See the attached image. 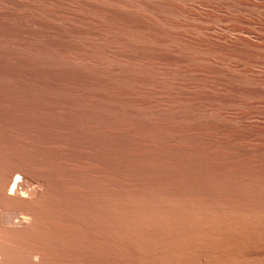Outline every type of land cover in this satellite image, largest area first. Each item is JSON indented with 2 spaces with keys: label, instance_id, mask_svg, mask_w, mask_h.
<instances>
[{
  "label": "rangeland",
  "instance_id": "obj_1",
  "mask_svg": "<svg viewBox=\"0 0 264 264\" xmlns=\"http://www.w3.org/2000/svg\"><path fill=\"white\" fill-rule=\"evenodd\" d=\"M186 2H187V4H185ZM204 2H206V3L208 2L209 5L210 4L212 5V7H210V8H209V6L206 7L205 5H208V3L206 4ZM91 3L92 4L95 3V4L92 5ZM121 3H124L125 5L124 4L122 5ZM176 3L179 6H180V4L182 6L181 9H177L178 7L176 4V14L172 13L170 7H167V9L165 8L164 11H161L163 16L165 14V17L159 18L157 15L156 19L158 21L162 22L163 24H165L167 26V29H169V30H170V28L173 27L171 30L172 31L175 30L177 34H181L182 31H183V33H184V31H186L184 33V35L187 34V36L191 37L194 34L193 36H195V38H197V37H200V38L203 37V39H209L210 38V39H214L220 43H225V44L228 40L232 41V37H233V39H238L239 35H243L242 37L245 36L246 38L248 36L251 40L258 41L257 39L254 38V37H256L255 34H248L247 30H243V29H242L243 31L240 32L236 28H232L230 26L233 24H236V25L238 24L242 27L243 26L247 27V23H244V19H242V18H244V17L248 18L247 15L250 12H252V7H249V5L239 4L238 2H236V0H211V1L210 0H176ZM189 4H191V5H189ZM192 4H194V6H196V7H194ZM131 5H132V7H131ZM187 5H189V6H187ZM93 6L95 8H93ZM127 6L129 8H127ZM214 6H216L218 9H215ZM186 7H188L187 8L188 10L185 9ZM192 7L194 9H192ZM85 8L86 9L88 8V9L86 10ZM96 8H97V11L99 10L98 12L95 10ZM106 8L108 11L110 10L109 12L107 11L108 14H105ZM210 9H211V11H210ZM222 9H223V11L220 12ZM112 10L123 11V12H125V15H127V17L131 15L132 18L131 17H128V18H131V19L134 18L135 21L137 19L138 22L136 21L135 24L132 25L131 27H130V25H128L126 23L118 22L115 20V16H112V14L110 13ZM195 10H197V12H199L200 16L201 15L203 16V18L201 17L202 19H204V18H208V19H206V21H205V19L201 20V18H198L197 17L198 13H194V12H196ZM207 10H209V11H207ZM217 10H219V11H217ZM255 10H254L255 13H258L259 11H261V10H257V9H255ZM86 11H88V12H86ZM143 11L146 13L145 4H144L143 0H0V14H1L0 15V96L3 95L1 93H4L7 97L13 96L14 98H17L18 101L22 100L18 103V105L21 104L22 106L19 105V107H14V108L11 107V110L14 111L16 114H21V115L25 114L26 116L30 115L31 117L34 118V121L31 123L24 121V119L19 118L16 120L17 125L16 124L15 125L21 129H23V128H33V129L36 128L37 129L38 127H40V128L46 129L48 131L47 133H48L49 143L51 145V172L50 173H51L52 181L54 180L52 182V184L54 187H56V189H58L60 186H63L64 183L68 184L69 182L70 183L74 182V180L78 179L80 175H81L80 178H82V175L83 176L84 175L85 176H88V175H96V176L102 175L103 176V174L111 175V176L114 175V177H117V176L118 177H122V176L123 177H129V176H131V178H133V177L134 178H136V177L137 178L148 177L146 187H141V188L137 187V189L139 190V193H135L131 197L127 196V198L132 199V200H136L138 202V204L141 206L143 205V206H146L148 208H151L152 209V217H153V219H155V218H158V214H159L161 207H166L167 209H170L172 207V205H176V202L175 203L174 202L167 203V202L159 201L158 196L160 195L163 198H169V197H175L176 198V181H180V177H181V179L185 178L186 180L189 179L190 177H196L197 180H199V179H201V180L205 179L206 180L207 179V181H208V179H209V181H214V182L217 181L214 178L218 177L217 178V179H219L218 181H220V182L222 181V183H224L223 181H226L228 183L227 184L225 182L229 186V187L228 186H226V187H228L229 189L225 187V184L223 185V187H225L224 189H227V190H224L223 187H222V189H223L222 190L221 186L220 187H218V186L215 187L213 185L202 186L201 184L199 186V184H198V187L200 188L199 189L197 187L198 191L201 192L204 190H211V191H214V193L218 192V194H220V192L218 190H220L221 193L222 192L226 193L225 191L229 192L230 188H231V190H233L235 187V189L233 191H235L237 189L235 192H237V191H239V193L242 192L240 194L249 193L246 195H253V196L256 195V197L260 194L261 196L260 197L258 196L256 199H257L258 204L264 206V197L262 196V195H264V185H263L264 184V175H263L264 174V169H263L264 168V165H263L264 158L262 157V155L264 156V151L260 152V153L255 152L254 153L255 156H254V154H252L253 151H251L250 152L251 154H250L249 151H247V153H246V151H243V150L240 151L239 148L235 149V147L238 145L237 141H236V135H237L238 129L243 130L244 125L247 122H248L247 127L245 125V130H243V131H244V133L246 132V133L251 134L252 140H256L257 139L256 137H261V136L263 137L264 136V133H263V131H264L263 130L264 129V101H263L264 100V84H263L264 83V47H256V46H252V45L248 46L252 51H254V55L249 57L248 59H237L236 57L229 56L224 51H218V50L213 51V50H209V49H205V48H204V50H205L204 51L203 48L198 47V46H194V43H192L193 41L191 42L190 39H188L184 35L182 36V34H181V36L179 35L178 38L176 37L174 39H173V37H175V36L168 35L169 37H168V42L166 43V45L172 46V47L169 46L170 47L169 49L175 48L176 51L173 52L172 54L176 55V58H177L176 62L177 63L171 64V65L168 64L167 66H165V69H163L162 71L160 70V74L163 75L164 73L169 72L170 73L169 75L164 74L162 76L159 74L160 76H157V77H155L153 75L150 76L149 73L147 72V70L145 71V69H143V67H142L143 65H137L138 68H136L137 66L134 65L137 63L141 64V62H140V61H142L141 57L143 56V54L145 52V45H146L145 39L147 36L145 34L147 33L146 32L147 30L143 27V23H142V21H143L142 20V18H143L142 12ZM203 11H205V12H203ZM227 11H228L227 14L235 15L237 19L239 17V19H242V20L241 21L237 20V19H230L229 20V18L226 19L224 16L220 17V16L216 15V13H218V14H222V15L226 16ZM134 12L137 14H135ZM185 12L186 13L190 12V13L185 14ZM204 13L205 14L207 13V14L205 15ZM211 13L214 15V17L211 16ZM59 14L66 16V17L65 18L62 17L63 19L58 18V17H60ZM190 14H193V15L195 14L196 16L193 17V15L190 16ZM169 15L171 18L169 17ZM27 16H29V17H27ZM167 17H169V18H167ZM32 18H34L35 20L34 19L32 20ZM164 18L168 21L164 20ZM180 18L183 19L182 22H181ZM219 18H223V19L220 20ZM169 19H171L172 22H174L173 20L176 19L178 21V23H182V24L179 25L177 23V21L175 20L176 25H179V26H176V25L172 26L173 24L170 23ZM211 19H213V20H211ZM224 19L226 21H223ZM44 21H46V23H48V24L50 23L51 25L53 23H55L59 27L57 25H56L57 27L52 25L51 26L52 29H51L49 27L50 25H48V24L46 25V23H44ZM103 21H104V23H103ZM51 22H53V23H51ZM183 22L185 24L187 23L186 24L187 27H186V25L182 26V25H184ZM120 24H122V25L120 26ZM123 24H126L125 25L126 27L124 26V28H122ZM167 24H169V25H167ZM193 24H195V25H193ZM196 25H198V26H196ZM107 26H108V28H107ZM127 26H128V29H126ZM199 26H202V27H199ZM209 26L212 27V29L208 28ZM54 27H56L57 29ZM63 27H65V28H63ZM77 27H79V28H77ZM91 27L93 29H95V31ZM179 27L182 29H179ZM213 27H215L217 29H215V28L213 29ZM88 28H90V29H88ZM250 28H255V26H250ZM83 29H88V30H83ZM91 29H92V31L90 32ZM236 30H237V32H236ZM93 31L96 32L97 34L96 33L94 34ZM179 31H181V32H179ZM245 31H246V33H245ZM127 32H129V33H127ZM257 32L264 34V32L259 31V30H257ZM55 33H57V34H55ZM207 33H210V35L208 34L209 35L208 36ZM78 34H80V35H78ZM212 34H213V36H212ZM221 34L222 35L226 34L225 40L221 39V38H224V36H225L224 35L222 37ZM217 35H218V37L219 36H221V37L217 38ZM87 36H89L88 38L90 40L87 38ZM90 36H91V38H90ZM94 36H95V39L97 38V41L102 42V44H106V45H101V43L99 44V42L94 40ZM109 36L111 39L109 38ZM193 36L191 38H193ZM227 36H230V37H227ZM182 38H185V40L183 41ZM187 39H188V41L190 40L189 43H188V41L185 42ZM93 40L95 42H93ZM170 40H171V42H170ZM229 41L227 42V44L230 45L232 42L230 43ZM239 41L241 42V40H239ZM72 42L74 44H72ZM88 43H89V45H88ZM90 43L92 45L93 44L94 45L92 46ZM132 43H134V44L136 43V44L134 45ZM123 44H124L123 47H125L128 50L131 49L132 51L131 50H130L131 52L126 51L127 52V53L125 52L126 57H122L121 59H124L127 61L121 60V61H123V62H121L119 60L121 62V64H120V62L118 64L121 65V67L128 66L127 67L128 70H132V71H130V74H129V71L127 70L126 67H123L124 69L123 68L117 69V67H119V65L116 63L118 60L114 59L116 57V55L110 51V50H113V49H111V47L108 48L109 45L110 46L111 45L120 46ZM85 46L87 49H85ZM98 46L100 48H98ZM94 47H97V48L95 49ZM183 47L185 49H182ZM88 48H89V50H90V48L93 50L89 51ZM176 48H179V50H177ZM99 49H103V50H99ZM96 50L101 51V52H98ZM106 51H108V52L106 53ZM133 52H134V54H130ZM97 55H99V56H97ZM103 55H105V56H103ZM226 55H228V56H226ZM70 57H72L73 59ZM194 57H197L198 59H195ZM203 57H206V58H203ZM209 57H210V60L208 61ZM78 58L81 60H77ZM202 58L203 59L208 58V59L203 60ZM118 59H119V57H118ZM211 59H213L214 61H211ZM93 60H94V62H93ZM95 61L96 62L100 61V63L99 62L96 63ZM101 61L103 62L104 66L106 64L109 68L106 66H105L106 67L105 68L102 65ZM110 61L111 62L116 61L115 64L113 63L114 65L117 66V67H114L115 71L112 69V67L114 65L113 64L111 65ZM255 61L257 63H255ZM261 61L263 63H258ZM91 62L93 64L96 63L95 64L96 66H98L97 64H100V66H102V67L98 66V67H100V68H98L95 65L91 66V65H93ZM126 62H129V64H127ZM131 62H134V64L132 63V67L133 66H136V67L130 68L129 66H130ZM187 62L188 63L191 62L192 63V64L190 63L191 67H192V65H194L193 66L194 69H196L198 66L200 68H203L205 71L208 70V73L205 71H200L202 69L197 68V69H199V71L198 70L197 71L192 70L193 72L192 71L190 72L193 75L196 74L195 77L192 75L193 77H191L189 79L188 77H190V75H191L190 73H188V77H185V76H187V74L178 73V71L176 70V67H177L176 64L179 65V64L183 63L184 64V65L182 64L183 66H185V65L189 66V64ZM195 62H196V64H195ZM215 62H217V63H215ZM220 62L222 65L218 64ZM232 62H235V63H232ZM228 64L233 65V67H230ZM172 65H174L175 67ZM182 65H179L177 67V69H179L180 66H182ZM234 65H236L235 66L236 68H234ZM110 66H112V67L110 68ZM168 66H170V67H168ZM247 66H250L252 68L253 72L249 71L247 73L245 71H242V69L244 70ZM239 67H241V68H239ZM169 68L173 69V71L170 70ZM221 68L228 69L231 73H233L237 77H234V76H231V75L225 73L224 71H222ZM102 69H103V71H101ZM137 69H139V70H137ZM239 70H241V71H239ZM195 71H196V73H195ZM256 71H259V72H256ZM200 72H202V73L200 74ZM126 73H128V74H126ZM211 73H213V74L211 75ZM171 74H173L174 76ZM205 74H208V76L211 75V77L213 76V78H211V77L209 78ZM177 75L179 77L180 76L183 77L182 78L183 82L184 81H186V82L192 81L193 83L196 82V85H195V83L193 85L192 82H191L192 83V85H191V83L189 82V84L191 86H189L188 84H187L188 86H186V87L184 86L185 90H188L186 92H188L191 97L193 95H196L195 93H197V94L199 93L198 91H199V89H201L200 87H204L206 89V91H204L205 89L202 88L203 93H205L204 96H203V94H200L198 99L197 98L195 99L193 97L190 100L187 99L188 100L187 101V100H183V99H176V98H174L175 95L173 96V94H170V93L167 94L166 93L165 103L166 102L169 103V106H170L168 109L169 111L168 110H166L167 112L166 111H163V112L160 111V113L158 112L156 114H153L151 111L146 109L145 104L144 105L142 104V103H144V100L146 97L144 95V93L142 92V90H143L142 86H145V81L147 80V77H150L151 80L153 79L152 81L156 80L158 82L160 80L157 78L161 79V77H162V79H163L162 81H164V83H165V81L171 76L172 83L170 82V84H173L174 82L177 81L176 82L177 84L174 83L175 84V86H174L175 90L185 91L184 88L182 89V86H180L178 84V82H182V80H181V78H178ZM138 76H140V77L138 78ZM144 76H146V77H144ZM167 76H168V78H167ZM199 76H204V77H201L199 79ZM218 76L220 77L219 80L216 79ZM117 78H118V80L114 81V79L116 80ZM124 78H125V80H124ZM165 78H167V79H165ZM194 78L196 80H194ZM221 78H224V79H221ZM253 78H259V82H261V83H259V87L261 89L256 91V92H252L253 94L250 95L249 92L245 93L242 90L245 88H249V87L253 86V83H254L252 81ZM119 79H122L124 82H121L122 80L119 81ZM170 79H168V80H170ZM174 79H176V80H174ZM184 79H187V80H184ZM168 80H167V82L169 83ZM206 80L207 81L210 80L209 82H207L208 85H210V86L207 85ZM225 80H227V81H225ZM118 81L121 82V84ZM216 81L218 83H215ZM115 82H117V83H115ZM133 82H137L138 85H140V87L136 83H135L136 85H134ZM167 82L165 84H168ZM186 82H184V83H186ZM198 82L199 83L201 82V86H200V84H197ZM211 82H213V83H211ZM224 83L226 85H229V87H227L226 85H223V86L221 85ZM203 84H204V86H203ZM216 84H217V86H219V87H217L219 89H217L215 87ZM176 85L178 88L176 87ZM114 87H115V90L113 89ZM116 87L117 88L123 87V89L117 90ZM190 87H194L195 89L199 88V89L194 91L195 89L192 88L193 91L195 92L194 93L193 91H191L192 89H190ZM211 87L216 88V91L214 88H211ZM231 87H234V89L236 91H238V93H236V95L237 94H238L237 96L240 95L239 97L241 98V102L228 101V102H225V105H224L223 102L219 101V99H218L219 94L220 93L225 94L226 91L230 92V94H232L233 91H232ZM136 88L139 91L141 90L140 94L137 93L139 95H137L135 93ZM210 88H211V90L212 89L213 90L211 91ZM225 88H227L228 90ZM125 91H127V92H125ZM189 91H191V92H189ZM213 91L217 95L215 93L212 94ZM192 92L194 94H192ZM209 92H211V94ZM78 93H79V95H78ZM141 93L144 96V97L142 96L143 98H141V95H142ZM5 95H3V96H5ZM206 95H207V97H205ZM244 95H245V97H244ZM172 97L174 100L172 99ZM41 98H43V99H41ZM46 98H47V100H46ZM51 98H53V99H51ZM168 99H169V101H166ZM175 100L176 101L179 100V101L176 102ZM137 101H139V102L141 101L140 104L142 106L141 105L139 106V104H138L139 102H137ZM197 101H199L200 106H197L198 104L196 105V103H198ZM201 101H202V103H201ZM217 101H219V102H217ZM40 102L41 103L43 102L44 104L42 103V105H41ZM170 102L174 103V106H175V104L180 105V103H182L183 105L185 104V106H183L182 104H181L182 106L177 105L178 109H176L175 108L176 106L174 107L173 104H171ZM257 102L260 104H258ZM37 103H39L38 104L39 107L36 106ZM136 103H137V105H136ZM188 103L190 106H192L191 104L193 103L194 108H193V106H192V108L188 107L189 106ZM226 103H228V104L230 103V104L228 105ZM252 103H254V104H252ZM28 104H29V106L27 107L26 105H28ZM203 105H205L207 107H205V106L203 107ZM23 106H26V107L23 108ZM47 106H48V108H47ZM211 107L214 108L215 110L217 109L218 111L212 110ZM232 107H234L233 109H235V110H233ZM144 108H145V110H144ZM172 108H175V110ZM190 108H191V111H190ZM210 108L212 111H210V113H209L208 110H210ZM37 109H39V110H37ZM47 109H49V111H47ZM228 109H230V110L232 109L233 111L231 110L229 112ZM172 110H173V112H172ZM184 110H187L188 113H191V116H190V114H187V112ZM204 111L206 112V114ZM234 111L236 113L238 111V113H237L238 115L240 112V117L242 118V121H240L241 118L239 116H238L239 118L236 117L237 115L234 114ZM243 111H244V113H243ZM246 111H247V113H246ZM217 112H219L221 115H223L226 112H229V113L233 112L234 116L239 119V120L237 119V121L241 122V123L234 121V119H236V118H233L232 122H234V123L231 125L233 126L235 124L234 125L235 128H234V126L232 128L231 125H229V124L228 125L226 124V125L231 127V128H229L227 126L225 127L223 122L226 121L224 119H226V117L228 118L229 113L224 114V117L221 118V115L218 114ZM151 113H152V115H151ZM183 113H185L187 115V117ZM195 113H199V114L204 113L203 116L205 118H206V116L207 117L215 116L214 113H217L216 116L212 117V118H216V120L218 122V118L220 117L221 119L219 120V122H220L219 124H221V126L220 125H218V126L214 125V124H218V123L213 122L216 120H214V119L212 120L211 118H209L210 120L208 118H206V120H205V118L203 117V119L205 121L204 122V121L200 120V118H199V117H201V119H202V114L200 116L198 114V118H197V115H195ZM207 113H209V114H207ZM211 113H213L212 116H211ZM175 114L177 115V118H176ZM178 114L181 115V117ZM192 114H194V117H192L193 116ZM246 114L247 115L249 114L248 119L246 118L247 117ZM225 115H227V116L225 117ZM232 115L230 114L231 117H229V118L232 119V117H234ZM244 115H246V116L242 117ZM37 116H40V117L38 118ZM185 117H186V119L188 117L189 118L186 120V119H184ZM243 118H246L245 119L246 121H243ZM182 119H184V120H182ZM231 119H229V120L231 121ZM198 120H199V122H198ZM229 120L226 123H231ZM190 122H192L191 125L189 124ZM235 122H237V124ZM26 123H28V124H26ZM193 123H195V124H193ZM222 123H223V126H222ZM249 123H252V126ZM18 124H20V125H18ZM64 124H65V126H64ZM203 124H206V125H203ZM209 124L215 128L217 126V127H219V129H215V128L213 129L212 126H211V128L210 127L207 128V125H209ZM254 124H256V125H254ZM32 125H34L35 127ZM257 125L261 126V127L263 126V128H262L263 131L259 130L261 128L260 127L259 129H257L258 130V133H257V130H256L257 127H255ZM253 126L255 128H253ZM241 127H243V128H241ZM184 129L186 131H184ZM195 129L197 130V132L194 131ZM246 129H247V131H246ZM251 129H253V130H251ZM51 130H53V131H51ZM254 130L259 135H257ZM210 131L215 132V134L217 133L216 135L218 137H216V135L214 137L215 140L216 139L218 140V141L216 140L217 142L215 140H213V137H211V135L213 133H211V135H209V138L211 137V140L207 139L208 136H207V138H206V136L202 137V134L208 135ZM252 131H254V132H252ZM207 132H208V134H204ZM227 132L230 134H228ZM261 132L263 134H261ZM188 133H190V135ZM195 133L196 134L202 133V134L199 135V137H198V135H196ZM223 133L226 134V135L224 134V137L221 136V134H223ZM232 133L233 134L235 133L236 135H233ZM253 133H255V134H253ZM218 134L221 136V138L223 137L222 140H219L220 136ZM228 135H229V137H228ZM212 136H214V134ZM225 136H226V138L231 139V140H227L225 138ZM201 137L203 139H200ZM204 140H206V141L210 140L211 143L214 141L215 142L213 144H210V142H208V141L205 142ZM223 140L226 141L227 144H226V142H223ZM218 142H219V144H218ZM232 142H234V144H235L233 149L230 148L231 145L233 146ZM255 142L257 143V140L252 141L253 144H256ZM220 144H222V145H220ZM229 144H230V146H228ZM223 145L226 146V147L225 146L224 147L227 150L223 147ZM175 146H176V148H175ZM63 147H64V149H63ZM206 148H208L210 150L207 149L208 150V152H207ZM214 148L215 149L217 148V149L215 150ZM220 148H224V149L221 150ZM211 149H214V150H211ZM218 149L220 150L221 154L225 150H226L225 154L229 150H231L230 152H232V154H233V151L235 150L234 154L235 153L236 154L232 155L230 153L229 154L230 156L228 154L224 156V153H223L221 156L219 154L220 152ZM79 151L80 152L82 151V152L80 153ZM214 151L217 154L216 153L213 154ZM209 152L212 154H207ZM243 152H245V153H243ZM87 153H89V154H87ZM258 154H260V155H258ZM244 155H246V156L243 157ZM256 155H258V156H256ZM94 157H95V159H94ZM206 157L207 158L212 157V159L215 157H220V158L214 159V161L216 160L215 163H218L216 165L212 159L208 158L209 160H212L209 162ZM241 157H243V158L241 159ZM247 157L249 158V160L247 161V164H245V162H246L245 160L248 159ZM255 157H257V158H255ZM258 157H260V159L262 158V160L260 161V159ZM236 158H240L239 161L243 162V164H240V162L237 161L238 159H236ZM227 159L232 160L233 161V162L231 161L232 163H234L236 161L239 162V164H236V163L232 164L231 167H234L237 170L238 169H242V170L234 173L233 168H231L229 166L231 164V162L228 163ZM254 159H256V160L258 159L262 164H260V162H257L256 160L255 161L257 163L253 162ZM250 160L252 161V163H256L257 165L251 164L252 165L251 166L250 164H248V163H251ZM61 161L64 163H62ZM217 161H219L220 164H222V163L223 164L219 165V162H217ZM212 162L214 163L213 165H216V166L211 165ZM234 165H236V166H234ZM237 165L239 168H237ZM258 165H260V168L259 167L257 168ZM74 167H76L77 169ZM198 167H199V170H198ZM100 169H102V170H100ZM230 169H232L233 173L228 172V171H231ZM246 172L248 175L246 174ZM252 172H255V173L253 174ZM256 172H259V173H256ZM249 173H252V175ZM237 174H239V175H237ZM75 176H78V177H75ZM184 176H186V177L189 176V178H186ZM161 177H162V179H161ZM241 178L243 180L247 179V182H246V180H244L245 182L243 183ZM220 179H222V180H220ZM250 179L252 181V184H251V182L249 183ZM197 180L195 182L200 183ZM235 180L238 181L237 183H239V181L242 182V184L239 183V185H241V186L243 184L247 183L244 186H246L248 188L245 189V187H244V190H242L243 188L239 187V189H238L237 187L239 185L237 183H235L236 182ZM57 181H58V183L60 182V184L56 183ZM187 181H189V180H187ZM192 181L190 179V182H192ZM189 183H187V186H186V184L183 185V186H185L184 187L185 189L183 188V186H180V187L178 186L179 188H177V189L180 191H183V192H187V191L198 192L196 190L197 183L195 184V188H193L194 187V181L192 183H190L192 185H190ZM229 183L230 184L235 183L238 186L230 185ZM188 186L192 187V188L190 189ZM249 188H252V189L250 190ZM165 190H167V192H165ZM140 191H142V193H144V194L146 193L147 196L140 193ZM229 194H233V192L230 191ZM226 195H227V193H226Z\"/></svg>",
  "mask_w": 264,
  "mask_h": 264
},
{
  "label": "bare ground",
  "instance_id": "obj_2",
  "mask_svg": "<svg viewBox=\"0 0 264 264\" xmlns=\"http://www.w3.org/2000/svg\"><path fill=\"white\" fill-rule=\"evenodd\" d=\"M143 1L145 4L146 13L144 11H143L144 13L142 12V14H143L142 23H143V27L147 30L146 31L147 33L145 34V35H147L146 39H145L146 40L145 41V43H146L145 52H144L143 56L141 57V59H142V61H140L141 64L140 63L134 64V62H131L129 67L133 68V67H136L137 65H143L142 66L143 69H145V71L147 70V72L149 73L150 76L153 75V76L157 77V76L162 75V74H160V70L162 71L163 69H165V66H167L168 64L171 65V64L177 63L176 62V60H177L176 55L172 54L173 52L176 51L175 48L169 49L172 46L169 45L170 46L169 47L166 45V43L168 42V37H169L168 35L175 36V37H173V39H174L176 37L178 38L179 35L181 36V34L183 36L186 31H184V33L182 31L181 34H177L174 29H173L174 31L171 30L173 28L172 26L176 25V21H177L176 19H174V20L172 19L174 22H172L171 19H169L170 23L173 24L172 26L170 25L172 27V28L169 27L170 30L167 29V26L165 24H163L162 22H160L156 19L157 15L159 18L165 17V14L163 16L161 11H164V9L165 8L167 9V7H170L172 13L176 14V4H177L176 0H143ZM236 2H238L239 4L249 5V7H252V12H250L249 14L247 13L248 18H246V17L242 18V19H244V23H247V27H244V26L242 27L238 24L237 25L233 24L230 26L232 28H236L240 32H242L243 30H247L248 34H255L256 37H254V38L257 39L258 41H253L248 36H247V38L244 36L245 37L244 38V37H242L243 35L238 34L239 35L238 39L241 40V42L238 39H233V37H232V41L228 40L230 43L232 42L229 45V44H227L228 41L225 44V43H220L217 40L210 39V38L209 39H203V37L200 38L197 36H196L197 38H195V36H193L194 35L193 33H192L193 38H191L192 36L191 37L187 36V34H185L184 36L187 37L188 39H190L191 42L193 41L192 43H194V46L201 47V48H203V50L205 48V49H209V50H213V51H215V50L224 51L229 56L236 57L237 59H248L249 57L253 56L254 51H252L248 46L252 45V46H256V47H264V34L257 32V30L264 32V0H236ZM204 3H206V2H204ZM93 4H95V3H93ZM121 4L123 5L124 3H121ZM185 4H187V2ZM189 5H191V4H189ZM189 5H187V6H189ZM192 5L194 6V4H192ZM205 6L206 7L209 6V8L212 7L211 4L209 5V3H208V5H205ZM131 7H132V5H131ZM177 7H178L177 9H181L182 6H181V4H180V6L177 4ZM194 7H196V6H194ZM93 8H95V7L93 6ZM127 8H129V7L127 6ZM187 8L188 7H186L185 9H187ZM214 8L218 9L216 6H214ZM192 9H194V8L192 7ZM255 9L261 10V11H259V12L257 11L258 13H255V11H256ZM95 10L97 11V8ZM105 10H106L105 14H108V12L110 11V10L108 11L107 8ZM195 11L196 12H194V13L199 14V12H197V10H195ZM207 11H209V10H207ZM210 11H211V9H210ZM217 11H219V10H217ZM222 11H223V9L220 12H222ZM86 12H88V11H86ZM203 12H205V11H203ZM110 13L112 14V16H115L116 21L121 22V23H126V24L130 25V27L132 25H134L135 22L137 21V19H136V21L134 18H133L134 20L131 19L132 18L131 15L128 16L131 18H128L127 15H125V12H123V11L112 10ZM187 13L189 14L190 12H187ZM187 13L185 12V14H187ZM227 13H228V11L226 12V14ZM135 14H137V13H135ZM198 14H197L198 18H201V17L203 18L202 15L200 16V14L199 15ZM192 15L193 14H190V16H192ZM216 15H218L220 17L224 16L226 19L229 18V20L230 19H237L236 16L232 15V14H227L225 16V15L216 13ZM194 16H196V15L194 14L193 17ZM211 16L214 17V15L212 13H211ZM27 17H29V16H27ZM62 17L65 18L66 16L60 15V17H58V18H62ZM169 17H170V15H169ZM169 17H167V18H169ZM202 18H201V20L205 19V21H206V19H208V18H204V19H202ZM33 19L34 18H32V20ZM219 19L222 20L223 18H219ZM242 19H239V17H238L237 20L241 21ZM164 20H166V19L164 18ZM182 20L183 19H181V22H182ZM211 20H213V19H211ZM166 21H168V20H166ZM223 21H226V20L224 19ZM44 23H46V21H44ZM51 23H53V22H51ZM103 23H104V21H103ZM177 23H178V21H177ZM47 24L48 23H46V25ZM54 24L55 23H53L52 25L53 26L57 25V24H55V25ZM126 24H123L122 28H124V26ZM178 24L181 25L182 23H178ZM186 24L184 23V25H182V26H185ZM48 25H50L49 27L51 28L52 25L50 23ZM121 25L122 24H120V26ZM167 25H169V24H167ZM179 25H176V26H179ZM193 25H195V24H193ZM196 26H198V25H196ZM250 26H255V28H250ZM56 27H54V28H56ZM186 27H187V25H186ZM199 27H202V26H199ZM63 28H65V27H63ZM77 28H79V27H77ZM107 28H108V26H107ZM208 28L212 29V27H210V26ZM214 28L215 27H213V29ZM88 29H90V28H88ZM88 29H83V30H88ZM92 29L90 30V32L92 31ZM126 29H128V26ZM179 29H182V28L179 27ZM215 29H217V28H215ZM93 30L95 31V29H93ZM237 30H236V32H237ZM179 32H181V31H179ZM95 33L96 32H94V34ZM127 33H129V32H127ZM245 33H246V31H245ZM55 34H57V33H55ZM208 34L210 35V33H207V35ZM78 35H80V34H78ZM212 36H213V34H212ZM223 36H224V38H221V39L225 40L226 34H223L222 37ZM88 37L89 36H87V38ZM220 37L221 36L218 37V35H217V38H220ZM227 37H230V36H227ZM90 38H91V36H90ZM109 38H110V36H109ZM182 39H183V41L185 40V38H182ZM188 39L185 42H187ZM94 40L97 41V38L95 39V36H94ZM94 40H93V42H95ZM189 41H188V43H189ZM97 42H99V41H97ZM170 42H171V40H170ZM100 43H101V45H106V44H102V42H99V44ZM72 44H74V43L72 42ZM132 44H134V43H132ZM88 45H89V43H88ZM118 45H111V46L109 45V47H108V48L111 47V49H113L110 51L116 55V57L114 59L118 60L117 62L116 61H114V62L110 61L111 65L113 63L115 64V62L118 64L121 60H124L121 58L126 57L125 52L126 51L128 52L131 50V49L128 50L125 47H123L124 44L120 45V46H118ZM94 48L96 49L97 47H94ZM98 48H100V47L98 46ZM85 49H87L86 46H85ZM176 49L179 50V48H176ZM182 49H185V48L183 47ZM88 50H89V48H88ZM90 50H93V49L90 48ZM99 50H103V49H99ZM96 51H98V50H96ZM108 51H106V53ZM98 52H101V51H98ZM134 52L130 53V54H134ZM228 55H226V56H228ZM97 56H99V55H97ZM103 56H105V55H103ZM118 57H119V59H118ZM210 57H209V59L207 58L208 61L210 60ZM70 58H72V57H70ZM194 58L198 59L197 57H194ZM203 58H206V57H203ZM207 59H203V60H207ZM77 60H81V59L78 58ZM124 61H127V60H124ZM211 61H214V60L211 59ZM93 62H94V60H93ZM98 62L100 63V61H98ZM98 62H96V63H98ZM121 62H123V61H121ZM121 62H120V64H121ZM96 63H94V64L92 63L93 65H91V66H94ZM101 63L104 66L102 61H101ZM126 63L129 64V62H126ZM132 63L136 66L132 67ZM190 63H188L189 66H186V65L183 66L184 65L183 63H182L183 65L179 64V65H182V66H180L179 69H177V67L179 65L176 64V66H177L176 70L178 71V73L187 74V76H185V77H188V73H190L192 70H196V71L198 70L199 71V69H197V68H200V67H198L196 65L197 68L194 69L193 68L194 65H192V67H191L192 63L191 64ZM215 63H217V62H215ZM232 63H235V62H232ZM255 63H257V62L255 61ZM258 63H263V62L261 61ZM195 64H196V62H195ZM218 64H221V62ZM97 65L100 66V64H97ZM228 65L230 67H233V65H230V64H228ZM98 66H96V67H98ZM105 66L108 67L106 64H105ZM172 66H174V65H172ZM235 66L236 65H234V68H236ZM100 67H102V66H100ZM100 67H98V68H100ZM111 67L112 66H110V68ZM114 67H117V66L114 65L112 67L113 70H114ZM123 67L127 68L128 66H123ZM123 67H121V65H119V67H117V69L123 68ZM168 67H170V66H168ZM136 68H138V66ZM239 68H241V67H239ZM169 69L173 71V69H171V68H169ZM200 69H202L200 71H205L203 68H200ZM221 69L225 73H227L231 76L237 77L233 73H231L228 69H226V68H221ZM127 70H128V68H127ZM137 70H139V69H137ZM101 71H103V69ZM128 71L130 74V71H132V70H128ZM196 71H195V73H196ZM239 71H241V70H239ZM242 71H245L247 73L249 71L253 72V70L250 66H247L244 70L242 69ZM205 72L208 73V70ZM256 72H259V71H256ZM201 73L202 72H200V74ZM126 74H128V73H126ZM164 74L169 75L170 73L167 72ZM212 74L213 73H211V75ZM171 75H173V74H171ZM192 75L193 74H191L190 77H188V78L190 79L191 77L196 76V74L193 76ZM205 75L208 76V74H205ZM211 75L208 77L210 78ZM139 77L140 76H138V78ZM144 77H146V76H144ZM201 77H204V76H199V79ZM167 78H168V76H167ZM167 78H165V79H167ZM170 78H171V76L168 79H170ZM178 78H181V80H182V82H178V84L180 86H182V89L184 88V86L185 87L188 85L191 86L193 83L192 81H191L192 83L190 81H187V82L184 81V82H186V83H184L182 76H180V77L178 76ZM211 78H213V76ZM219 78L220 77L218 76L216 79L219 80ZM157 79H159L160 81L159 82L156 80L152 81L153 79L151 80L150 77H147V80L145 81V86H142V89H143L142 92L146 96L145 100L143 99L144 103H142V104L143 105L145 104V106H146L145 108L148 109L149 111H151L153 114H156L158 112L160 113V111L163 112V111H166L169 109V107H170L169 103H167V102L165 103L166 93L167 94L168 93L173 94V96L175 95L174 98L183 99V100H187V99L190 100L193 97L195 99L196 98L198 99L200 94H203V96L205 94V93H203V89H202L204 87H200L202 90L198 88L199 89L198 94L194 92V91L198 90L197 88L195 89L194 87H190V89H192V88L195 89L194 91H193V89L191 91H193L196 94V95H193L191 97L190 94L188 92H186L188 90H185V88H184L185 91L175 90V87H174L175 84L174 83H176L177 81L173 83L174 85L170 84V82L172 83V81H171L172 78L170 80L167 79L169 81V83L167 82V80L165 81V83L167 82L168 84H165L164 81H162L163 80L162 77H161V79L160 78H157ZM221 79H224V78H221ZM117 80H118V78L116 80L114 79V81H117ZM121 80L122 79H119V81H121ZM124 80H125V78H124ZM174 80H176V79H174ZM184 80H187V79H184ZM194 80H196V79L194 78ZM209 81L206 80V83ZM225 81H227V80H225ZM252 81L254 82L253 86H251L249 88H245L242 91H244L245 93L249 92L251 95V94H253L252 92H256V91L261 89L259 87V83H261V82H259V78H253ZM121 82H124V81L122 80ZM121 82H119V83L121 84ZM189 82L191 83V85L189 84ZM115 83H117V82H115ZM133 83H134V85H136V84L138 85L137 82H133ZM194 83L196 85V82H194ZM194 83H193V85H194ZM211 83H213V82H211ZM215 83H218V82L216 81ZM197 84H200V86H201V82L200 83L198 82ZM207 85H208V83H207ZM221 85L223 86L226 84L224 83ZM138 86L140 87V85H138ZM203 86H204V84H203ZM208 86H210V85H208ZM226 86L229 87V85H226ZM176 87H177V85H176ZM215 87L217 88L219 86H217V84H216ZM211 88H214V87H211ZM211 88H210V90H211ZM216 88H214L215 91H216ZM113 89L115 90V87ZM116 89L117 90L123 89V87L122 88L116 87ZM217 89H219V88H217ZM225 89H227V88H225ZM231 89L233 91L232 94H230V92H227V91L225 92V94H221V93L219 94L218 99H219V101H222L224 105H225V102H228V101L241 102V98L239 97L240 95L239 96H237L238 94L236 95V93H238V91H236L234 89V87H231ZM138 91L139 90H137V88H136L135 93L140 94L141 90L139 92ZM191 91H189V92H191ZM204 91H206V89ZM125 92H127V91H125ZM193 92H192V94H194ZM209 93L211 94V92H209ZM213 93H215V92L213 91L212 94ZM1 94L5 95L4 93H1ZM139 94H137V95H139ZM3 95L0 96V264H264V206L258 204L257 199H256L258 196L259 197L261 196L260 194L257 197H256V195L255 196L246 195L249 193L240 194L242 192H240V193H239V191L235 192L237 189L235 191H233L235 189V187L233 190H231V188H230V191L233 192V194H229V192H230L229 190H228L229 192L225 191L227 193V195L224 192H222L223 193L222 194L220 190H218L220 192V194H218V192L214 193V191L204 190V189H203L204 191L199 192L198 191V188H199L198 184H199V186H200V184L202 186H211V185H213L215 187L221 186V189H222L223 185L225 184V187H226V186H228L227 185L228 183L226 181H223L224 183H222V181L221 182L218 181L219 180V179H217L218 177L217 178L213 177L214 179L217 180V181L215 180L216 182H214V181H209V179H208V181H207V179L206 180L205 179L197 180L196 177H190L189 178V176L188 177L184 176L186 178H189V179H187L189 181H187L185 178H182L183 179L182 180L181 177H180V181H176V198L175 197L163 198L160 195L158 196L159 201H163V202H167V203H169V202L175 203L176 202V205H172V207L170 209H167L166 207H161L159 214H158V218L153 219L151 208H148V207L143 206V205L141 206L138 204V202L136 200H132V199L127 198V196L131 197L135 193H139V190L137 189V187H140V188L146 187L148 177H142V178H140V177L139 178H137V177L131 178V176H129V177H123V176L122 177H118V176L114 177V175L111 176V175L103 174V176L102 175H100V176L99 175H97V176L96 175H88V176L82 175V178H80L81 175L80 176L78 175L79 178L75 179L74 182H72V183L69 182L68 184L64 183L63 186H60L61 188L59 187L58 189H56V187H54L52 184V182L54 180L52 181L51 173H50L51 172V145L49 143V138H48V133H47L48 131L46 129H43L40 127H38L37 129L36 128H34V129L33 128L21 129L18 126H16L17 125L16 120L19 118L24 119V121L30 122V123L34 121V118L31 117L30 115L26 116L25 114L24 115L16 114L14 111L11 110V107H13V108L19 107V105H21V104L18 105V103L22 100L18 101L17 98H14L11 95H10L11 97H7L6 95L5 96H3ZM78 95H79V93H78ZM142 96H143V94L141 95V98L144 97V96L143 97ZM205 97H207V95ZM244 97H245V95H244ZM41 99H43V98H41ZM51 99H53V98H51ZM172 99H173V97H172ZM46 100H47V98H46ZM166 101H169V99ZM177 101H179V100H177ZM219 101H217V102H219ZM137 102H139V101H137ZM140 102L138 103L139 106L141 105ZM197 102L198 103H196V105L198 104L197 106H200L199 101H197ZM42 103L40 102L41 105H42ZM189 103H188V105H189ZM201 103H202V101H201ZM38 104L39 103H37V105H36L37 107H39ZM171 104H173V106H174V103H171ZM181 104L182 103H180V105L179 104H177V105L182 106L183 104L182 105ZM226 104H228V103H226ZM252 104H254V103H252ZM258 104H260V103H258ZM136 105H137V103H136ZM177 105L175 104L176 107L174 106L176 109H178ZM191 105L194 108L193 103ZM26 106L28 107L29 104ZM26 106H23V108H25ZM183 106H185V104ZM192 106L189 105L188 107L192 108ZM204 106L205 105H203V107ZM205 107H207V106H205ZM47 108H48V106H47ZM145 108H144V110H145ZM175 108H172V109L175 110ZM191 108H190V111H191ZM211 108H210V110H208L209 113H210V111L215 110L214 108H212V110H211ZM233 108L234 107H232V109ZM37 110H39V109H37ZM187 110H184V111L187 112ZM228 110H229V112L231 111L230 109H228ZM233 110H235V109H233ZM47 111H49V109H47ZM238 111H237V113H238ZM172 112H173V110H172ZM206 112H205V114H206ZM229 112H226L224 114H228ZM152 113H151V115H152ZM209 113H207V114H209ZM217 113L220 114L219 112H217ZM217 113H214L215 116ZM237 113L234 111V114L237 115L236 117H238V116L240 117V112H239V115ZM243 113H244V111H243ZM246 113H247V111H246ZM183 114H185V113H183ZM187 114H190V116H191V113L187 112ZM198 114L199 113H195V115H197V118H198ZM201 114L202 113H200L199 116ZM203 114H202V119H201V117H199L200 120H202V121H204ZM212 114L213 113H211V116H212ZM224 114L223 115L220 114L221 118L224 117ZM230 114L232 115L233 112L228 114L229 115L228 118L226 117L227 115H225L226 119L223 118L226 121H224L222 119L224 121L223 123H224L225 127L228 124L229 125L233 124L234 122H232V120H233V118H236L234 116V114L232 115V116H234V117H232V119L229 118V117H231ZM192 115H193L192 117H194V114H192ZM246 115H244L242 117H245ZM248 115L246 117L247 119L249 118ZM175 116L177 118L176 114H175ZM179 116L181 117V115H179ZM215 116H212V117H215ZM37 117L39 118L40 116H37ZM186 117H187V115H186ZM186 117L184 119H186ZM212 117L206 116V118H208V119L211 118L212 120L213 119L216 120V118H212ZM206 118H205V120H206ZM221 118L220 117L218 118V122H217V120L213 121V122L218 123V124H214V125H217V126L220 125L221 126V124H219L220 123L219 120ZM238 118L234 119V121H237ZM246 118H243V121H246L245 120ZM184 119H182V120H184ZM229 119H231V121ZM228 120L231 123H226ZM240 121H242V118ZM198 122H199V120H198ZM237 122H235V123L237 124ZM191 123L192 122H190L189 124L191 125ZM223 123H222V126H223ZM238 123H241V122H238ZM26 124H28V123H26ZM193 124H195V123H193ZM247 124H248V122L245 124L246 127H247ZM249 124L252 126V123H249ZM18 125H20V124H18ZM203 125H206V124H203ZM209 125H207V128H209V127L211 128L212 125H210V126ZM245 125H244L243 130H245ZM254 125H256V124H254ZM32 126H34V125H32ZM64 126H65V124H64ZM217 126H216V128L212 126V128L213 129L214 128L219 129V127H217ZM233 126L231 125L232 128H233ZM227 127H229V126H227ZM231 127H229V128H231ZM255 127H257L256 128V130H257L261 126L257 125ZM255 127L253 126V128H255ZM234 128H235V126H234ZM241 128H243V127H241ZM262 128H263V126L259 130L263 131L264 129L262 130ZM247 129H246V131H247ZM243 130L238 129L237 135L235 133L234 134L232 133L233 135H236V141L238 144L237 145L238 147L236 146L235 149L239 148L240 151L243 150V151H246V153H247V151H249V153L251 151H253L252 154H254L255 152H259V153L263 152L264 151V136L262 137L260 135L261 137H256L257 143L255 142L256 144H253L252 141H256V140H252L251 134L246 133V132L244 133ZM251 130H253V129H251ZM51 131H53V130H51ZM184 131H186V130L184 129ZM194 131L197 132L196 129ZM254 131H252V132H254ZM211 133H213L214 136H212L213 134L211 135ZM255 133H256V131H255ZM255 133H253V134H255ZM257 133H258V130H257ZM263 133H264V131H263ZM263 133L261 132V134H263ZM188 134L190 135V133H188ZM201 134H196V135H198V137H199V135H201ZM204 134H208V132L204 133ZM216 134H215V132L210 131L208 135L202 134V137L206 136V138H207V136H208L207 139H210V140H211V137H213V140H215L214 137ZM224 134L225 133L221 134V136L224 137ZM228 134H230V133H228ZM209 135H211L210 138H209ZM257 135H259V134H257ZM221 136L219 137V140L223 139V137L221 138ZM202 137L200 139H203ZM216 137H218V136L216 135ZM228 137H229V135H228ZM225 138H226V136H225ZM226 139L231 140L228 138H226ZM210 140L209 141L207 140V141L210 142V144H213L217 139L212 143ZM204 141L207 142L206 140H204ZM223 142H226V141L223 140ZM232 143H233V146L231 145L232 147L230 146L231 143L228 146H230V148L233 149L235 144H234V142H232ZM218 144H219V142H218ZM226 144H227V142H226ZM220 145H222V144H220ZM224 146L225 145H223V147ZM175 148H176V146H175ZM224 148H220V149L222 150ZM63 149H64V147H63ZM207 149L208 148H206V151L208 152V150H210V149H208V150ZM214 149H211V150H214ZM225 151L222 152V154L224 153V156L227 154L229 155L230 153L232 154V152H230L231 150L226 152V154H225ZM219 152H220V150H219ZM234 152H235V150L233 151V154H234ZM215 153L216 152L214 151L213 154H215ZM243 153H245V152H243ZM87 154H89V153H87ZM207 154H212V153L209 152ZM219 154L222 156L221 152ZM258 155H260V154H258ZM258 155H256V156H258ZM245 156L246 155H244L243 157H245ZM254 156H255V154H254ZM243 157H241V159ZM260 157H258V158L260 159ZM262 157L264 158L263 155H262ZM208 158L212 159V157L211 158L208 157ZM208 158H207V160L209 162L213 160V162L215 163L216 160L214 161V159L220 158V157H215L212 160H209ZM255 158H257V157H255ZM94 159H95V157H94ZM236 159H238L237 161L240 160V158H236ZM229 160L230 159H227L228 163L232 161V160H230V161ZM248 160H249V158L247 160H245L246 161L245 164H247ZM255 160L256 159H254L253 162H256V161L260 162L262 160V158L260 159V161L258 159L256 161ZM237 161L234 163L239 164L240 161L239 162H237ZM213 162L211 165L214 164ZM217 162H219V161H217ZM232 162L229 165L230 167L232 166V164H234ZM62 163H64V162H62ZM256 163H252V161H251V163H248V164L257 165ZM215 164L217 165L218 163H215ZM222 164H220V162H219V165H222ZM240 164H243V162H240ZM260 164H262V163L260 162ZM216 165H213V166H216ZM263 165H264V163H263ZM234 166H236V165H234ZM258 167L260 168V165H258L257 168ZM74 168H76V167H74ZM231 168H233L234 173L242 170V169L237 170L234 167H231ZM237 168H239L238 165H237ZM100 170H102V169H100ZM198 170H199V167H198ZM230 170L231 171H228V172H232V169H230ZM252 173L254 174L255 172H252ZM252 173H249V174L252 175ZM256 173H259V172H256ZM239 174H237V175H239ZM246 174H247V172H246ZM78 176H75V177H78ZM161 179H162V177H161ZM190 179H191V181L192 180L194 181V187L193 188H195V184L197 183V182H195L196 180L198 182H200V183H197V186H196V190L198 192H194V191L183 192V191H180L177 189L180 186H183L184 184H186V186H187V183L190 182ZM222 179H220V180H222ZM241 180L243 183L245 182L244 180H246V182H247V179L243 180L241 178ZM240 181H239V183L242 184V182H240ZM192 182H190V183H192ZM237 182L238 181H236L235 183H237ZM250 182L252 184L251 179H250L249 183ZM56 183H58V181ZM235 183H232V184L229 183V184L230 185H236ZM239 183H237V184L239 185ZM58 184H60V182ZM245 184H247V183H245ZM245 184H243L242 186L241 185H239V186L236 185V186H238L237 187L238 189H239V187H242L243 189L242 188L241 189L244 190V187H245V189L248 188V187L244 186ZM190 185H192V184H190ZM184 187L185 186H183V188ZM225 187H223V189ZM228 187H226V188H228ZM189 188L191 189L192 187H189ZM249 189L251 190L252 188H249ZM224 190H227V189H224ZM142 191H140V193H142ZM165 192H167V190H165ZM142 194H144V193H142ZM144 195H146V193ZM262 196L264 197V195H262Z\"/></svg>",
  "mask_w": 264,
  "mask_h": 264
}]
</instances>
